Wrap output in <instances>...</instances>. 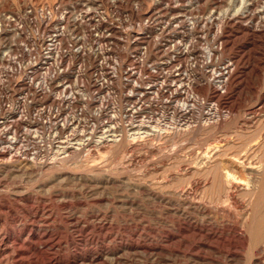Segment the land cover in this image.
Masks as SVG:
<instances>
[{
	"label": "bare ground",
	"instance_id": "bare-ground-1",
	"mask_svg": "<svg viewBox=\"0 0 264 264\" xmlns=\"http://www.w3.org/2000/svg\"><path fill=\"white\" fill-rule=\"evenodd\" d=\"M81 1L84 2L76 3L72 6H64L62 2H59L52 6L53 15L47 10V12L39 18H34V16V19H32L31 17L29 23H31L32 29L34 28V35H24V32H22V25L20 22L18 23L19 18L18 15H16L17 13H14L12 10H7L5 12L1 11L3 14L0 15V68L5 65L18 70L20 68H31L32 72L47 76V81L44 87L41 88V101H39L41 107H38L39 115L36 113L39 120H37L38 122L36 123L37 129L34 131L36 133L41 132L40 135H37L40 136L41 139L38 141L32 139L33 135L31 133L33 129L28 127L30 123L28 120H25L26 116L28 117V112L25 110L23 101L25 102L26 100L23 99L18 101L17 104L14 105L15 111L13 115L8 119L3 118L4 120H0L1 164L10 168H17L22 165L25 169L36 166L47 172V170H54V168L64 164L65 162H62L64 160L76 158L78 155L79 158H81V153H89L93 152V150L99 151L100 148L112 143H117L118 140L125 139L126 142V139H135L138 136L142 137L143 133H149V129L146 130L147 128L145 129L146 131L133 130L137 126L143 129V124L138 125L133 120L134 117H136V112L140 113L138 111L139 108H136L134 105H131L132 107L126 112L127 116L125 115L131 120L128 124L129 128L123 123V126L126 127H121L122 125L120 123V127L123 129H121L120 131L122 132L119 133L120 131L116 128L119 127V125H117L119 119H117L118 116L114 111V102L112 101V107L107 104L109 101L106 102V96L115 91L113 88L116 87L115 83L119 75L115 74V70L109 72L107 69L109 58H112L113 55L109 54V48H106L107 46L104 47L108 45L110 41L109 43H104L107 42V38L111 36L115 37L121 35L119 37L121 38L126 36V33L130 37H136H134V42L136 43V48L134 47V49H136L135 55L130 56L128 59H131V62L134 64L132 65V63H130L131 66H135L134 68L137 70L135 69L136 71L130 72L125 69L126 72L122 75L125 80L124 84L126 86H131L133 92L135 90L139 92L140 90L148 89L138 100H143L145 97L144 95L148 97L150 94L154 96L157 93H163L166 94V97L169 95L168 109L170 111L167 112V115H169L171 121L175 120L177 117L184 116L186 118L190 114H195V109L197 108L195 105L202 104L201 106H203V109L202 107H198V109H202V112H200L201 118L205 123L212 122V119L215 117L217 119L213 122L217 124L224 122L223 117L225 114L223 116L221 109L223 107L230 108L231 104L234 103V101L230 100L231 96L229 95V89L233 82L240 78L237 69L244 57L226 62L223 65H217L210 60H212L213 57L217 58L215 55L218 51L221 52L220 49L223 45L235 43L237 42V38L248 36L254 38L255 41L256 38H264V0H231V3H228V5L227 2H230V0H212L209 9L201 5V0H190L186 3L185 1H181L176 4L164 3V0H152L138 18L134 17L132 13L133 11L140 12L139 3L135 6L132 5V9L125 12L122 9V2H119L120 4L117 5L116 0L112 1V10L115 11V14L109 15L107 9L110 7V2H108L107 7L106 1L104 0ZM224 1L227 7L224 6ZM223 6L225 8H223ZM2 10L4 11V9ZM54 13L57 15H54ZM125 13L127 15H124ZM125 25L132 27V29L123 31ZM226 32L230 34L225 35ZM157 35H168L165 44H162L163 47L165 45V48H161V50L158 51L164 52L167 58L157 63V70L154 72L150 70V72H148L149 74L147 73L148 75L145 76L143 54L147 53V49L151 51L152 44L159 47V43L156 42L157 39H159V37L156 38ZM13 36H15V38L21 36L20 38L24 40L27 46L21 47L22 45H19L20 43L17 44ZM209 36L212 37V41L214 42L210 44L211 46L208 44L210 47H207V54H204L206 62L210 61L207 66L209 69L204 71L207 73L206 75L199 77L196 75L197 73L193 74L189 67L192 66V68H195L200 65L201 68L205 59L201 60L198 55H194L192 53L193 48L191 47L194 45V42H197L195 37L204 38ZM125 38H127V36ZM155 38L156 41H153ZM121 40H123V38ZM127 42H129V40H127ZM141 43H145L146 46H141ZM105 48L108 51H106ZM224 48L226 47L224 46ZM101 49H105V51H101ZM18 50H20V53H17L19 55L13 56ZM144 50L145 52H143ZM193 52L196 54L195 49ZM94 54H97V56L94 57ZM147 56L149 58V55ZM200 56H202V54ZM88 61H90V65L87 63ZM204 66L206 65L204 64ZM111 69H113V67ZM246 73L245 71V74ZM245 74H243V76ZM149 79H151V84L149 83L150 85L144 87L143 85L146 84ZM74 85L76 86V92L78 89L80 93L83 90L87 93L92 92L93 96L91 99H89L90 97L88 96L89 100L88 102L86 101L88 106L92 105L94 108V111H91V113L94 112V115H90L91 119L89 121H84L83 118H80L79 115L73 112L74 106L78 107L82 102H85L82 101L80 104H77L71 101L72 97H70L69 94L72 87H75ZM196 87L207 88L206 90H208V92L206 97L207 100L210 101V104L208 103L206 106V103L204 104L203 102L204 99L202 100L197 97L193 91V89L196 90ZM138 92L137 94H139ZM130 93L132 94V92ZM159 94L157 96H159ZM232 96L235 95L232 94ZM84 98L79 99L84 100ZM182 100L183 103L180 102ZM176 102L177 104H175ZM257 102L258 103L254 104L253 107L250 106L251 108H249L248 115L243 119V122L240 123L241 130H244L245 133L247 130L256 127L258 120H260L261 113L264 111V97ZM3 104L0 105L2 106ZM30 107L32 108L33 106ZM30 113L32 112L30 111ZM85 119L87 120V118ZM222 125L223 124H221V126ZM193 126L195 125H191L190 122L187 124L186 128H192ZM223 126L226 127L225 124ZM194 128L195 127H193V129ZM201 129H203V126H201ZM241 134L243 135V132ZM215 138L218 137L215 136L214 139ZM230 138L226 139L224 135L217 141L218 144H216L217 142H213L216 144V150H222L221 147H227V140H230ZM41 141L45 142L40 143ZM230 143H232V141ZM253 143L255 144V142ZM248 144L250 143H247V146ZM254 147L245 148L236 153H229L223 156L224 158L218 155V157L221 158L220 162H215L216 160L214 162H204V160L203 162L200 161L195 164L194 161L195 166L192 165L191 168H197L199 166L198 168L203 170V172H207L205 176L206 179L202 184L201 180L195 177L190 183L187 182L188 185L186 184L185 187L182 185L184 188H179L180 190L177 194L182 197L184 209L179 212V216L177 215L179 218L178 222H175L177 227L175 230H169L163 226L158 233H155L157 229L141 226L140 229H142V231L137 233V226L134 224L133 226L124 227V230L129 231L130 234V236L124 237L119 231H114L116 227H114L113 221L108 219L105 213L96 211L91 221L84 220L79 216H74L68 219L67 229L78 232L79 237L86 243H83L85 245L84 248H78L81 249V251L70 253V255L64 257L60 255L61 253L59 252L64 249L67 250V243L63 242L62 234L58 232L59 229L47 223L48 219L51 217V213L46 214L42 211L43 214L39 215L40 218H37L38 216H33V223L30 224L29 227L22 224L19 228L16 226L17 231L10 236L2 235L0 232V263L131 264V261H136L141 257L144 259V262H147L146 264L149 262L150 264H174L172 262L173 257L179 258L185 255L186 247L190 246L189 248L191 251H197V254L201 253V249H206L207 253L217 252L226 259L233 258L235 261H239L240 264L242 261H246V259L250 264H264V213L261 211V204L263 203L264 205V160H259L257 158L253 159L251 157L252 154H256L260 145L256 144ZM208 148H210V146ZM211 149L212 147L210 150ZM42 150L50 154V160L45 159L42 161L40 160V162L38 161V158H40L38 155L42 154ZM204 151H206V149ZM223 153L222 151V155ZM262 154L264 153H261V155ZM208 155H210V153ZM208 155L204 156L206 157ZM24 159L28 161L23 162ZM89 163L90 162H88V169L93 162ZM83 164L87 163L84 162ZM95 164L93 165L94 167L97 166H95ZM100 164L99 162L98 166ZM145 164L148 163L145 162ZM18 169L20 168L18 167ZM39 170L40 169L37 171ZM184 170L189 172V174L191 172V169L188 170V168ZM41 171H39V175ZM193 173L194 172L191 174L193 175ZM171 176L173 179L174 175L170 174V177ZM25 181L27 180L25 179ZM208 184L210 185L209 188L211 187L213 191L210 200L206 197L208 200L205 201L204 198L201 199V197L198 198L194 195V192L196 193L199 188H205ZM239 194H242V196L237 200L240 196ZM25 200H28V198H25ZM126 200L119 199L120 205H125V203H127ZM230 201L233 202L232 205ZM237 204L238 212L232 210L234 206L237 207ZM192 210L197 215H193L194 213ZM35 212L36 211H34V213ZM34 213L32 215H34ZM52 216H55V214L53 213ZM26 230L29 232L25 236L24 233ZM73 239L74 241L71 242L72 244L76 241L74 237ZM71 243L69 245H71ZM31 258H35L33 262H30Z\"/></svg>",
	"mask_w": 264,
	"mask_h": 264
},
{
	"label": "rangeland",
	"instance_id": "rangeland-1",
	"mask_svg": "<svg viewBox=\"0 0 264 264\" xmlns=\"http://www.w3.org/2000/svg\"><path fill=\"white\" fill-rule=\"evenodd\" d=\"M104 1H106L105 3H106V6L108 7V2H110V4H111L112 1H115V0H110V1L104 0ZM151 1L152 0H116L117 5L120 4L121 2L123 3L122 9L125 12L130 11L132 9V5L135 6L139 3L138 5L140 6V12L133 11V13H132L133 16L136 18L140 17L141 13H143L144 9L147 7L148 4L151 3ZM181 1H185V3H186V2H189L190 0H170V1L164 0V3L168 2L171 4H176V3L181 2ZM226 1H228V0H226ZM59 2H62L63 3L62 5H64V6H72L73 4L81 3L84 1H81V0H66V1L65 0H0V15L3 14L2 12H5L7 10H12L14 13H17L16 15H18V18H19L18 23L20 22V24L22 25V30H23L22 32H24V35H34L35 34L34 28L32 29L31 23H29L31 21V17H32V19H34L36 17L39 18L41 15L46 13L47 10H49L50 14L53 15L52 6L56 3H59ZM201 3H202L201 5H204V7H207V9H209V5L212 3V0H201ZM225 3L226 2L224 1V3H223L224 6H226ZM228 3H231V0H230V2L229 1L227 2V5H228ZM110 4H109V6L111 8L109 7V9H107V11H108L107 13L109 15H114L115 11L112 10L113 7H112V4L111 5ZM224 6H223V8H225ZM2 9H4V11ZM55 14L56 13H54V15ZM134 14H136V15H134ZM124 15H127V14L125 13ZM22 22H23V24H22ZM123 29H124L123 31H129L130 29H132V27L125 25L123 27ZM135 29H137V28H135ZM24 30H27V31H24ZM229 34H230L229 32L225 33V35H229ZM125 35L127 36V38H125L126 36L119 38L121 35H118L115 37L111 36V37L107 38V40H106L107 42L104 43V44H106V43H109V41H110V43H109L110 46L108 44V45H105L104 47L107 46L106 48H109L108 49L109 54L113 55L112 58H109V61L107 64L108 65L107 69L109 70V72L111 70H115L116 73L118 72V75H119V77L117 78L118 80L115 83L116 87L113 88L115 91H114V93H112L113 95L109 94L108 95L109 97L106 96V102L109 101L107 104L111 107H112L113 102L115 104V105L113 104L114 109H115L114 110L115 114L118 116L117 119H119V120L121 119L120 121L118 120L117 125H119V127H116L119 131L121 129H123L121 127H126V126L128 127V124L131 120L126 117L127 116L126 112L130 107H132L131 105H134V106H136V108H139L138 111L140 113L136 112V114H135L136 117H134L133 120L138 125L143 124L144 130L140 129L138 126L133 130L146 131L149 129V131H148L149 133H143L142 137L138 136L135 139H131V138L126 139V142H125V139L118 140L117 143H114V144L112 143L113 145L109 144L103 148H100L99 151L93 150V152L81 153V154H83V155L80 154L81 158H79V155H78V156H76V158L64 160L62 162H65V163L68 162L69 164L68 163L67 164H65V163L61 164L57 168H54V170L53 169H51L49 171L47 170V172H46V170H42L41 168L36 167V166H33L32 168H26L25 169V167H22V165H20V166H18L20 169H18V167L17 168L16 167L10 168V167H7V166L0 163V186H1L0 187V207H1L0 208L1 209L0 210V232L2 235H6V236L13 235V233L15 231H17V227L19 228L22 225H26V227L27 226L29 227L30 224L33 223L32 222L33 216H38L37 218H40L39 215L43 214V212L46 214L51 213V215H50L51 217H50V219H48L47 223L50 224L51 226H55L56 228H58L59 231H58V229H57V231L62 234L63 242L67 243V250L64 249L59 253H61L60 255L67 257L68 255H70V253L81 251V249H78V248H84V246H85L84 244L86 243L83 239H81V237H79L78 232L72 231L71 229H67L68 219H70L71 217H74V216H79L84 220L91 221L93 219V214L96 211H99L100 213H105V215L108 217V219L113 221L114 227H116L114 231H119L120 233H122L124 235V237H128V235L130 236L129 231L124 230V227L133 226L134 224H135V226H137V230H136L137 233H140L142 231V229H140L141 226L142 227H148V228H150V227L155 228V229H157L155 233H158L160 231V229L163 228V226H165L166 229L175 230L177 228L176 223L178 222V218H179V217H177V215L179 216V212H181V210L184 209L183 203H182L183 202L182 197L180 195H178L177 192L180 189L184 188L186 186L187 182L190 183L192 180H194L195 177L200 179L202 184L204 183L203 181L206 179L205 176H206L207 172H203V170L198 168L199 166L197 168L196 167L191 168L192 165L195 166L196 162H200V161L203 162L204 160H205L204 162H214L215 160H216L215 162H220L221 158H224L223 156H226L229 153L239 152L245 148L254 147V146H256V144L257 145L259 144L260 148L257 149L256 154H252L251 157L253 159L257 158L259 160H261V159L264 160V154L261 155V153H264V148H263L264 147V111L261 113L260 120H258V123H257L256 127H254V129L253 128L249 129L245 133L244 130L243 131L241 130L242 128L240 125V123L243 122V119L248 115L249 108L253 107L254 104L258 103L257 102L258 100H260L261 98L264 97V44H263L264 38H262V37L256 38V41L254 38L248 37V36H246V37L243 36L242 38H237V42L230 43L231 47H230V44L229 45L226 44L227 46L223 45L222 48L220 49L221 52L218 51L215 55V57L217 56V58L213 57L212 60H210L211 62L216 63L217 65H223L226 62L234 61L237 58L239 59L240 57H244V59H245V60L243 59L242 63L240 65H238L237 73H238V75H240V78L237 79L238 82L237 81L233 82V84L230 86V89H229V92H230L229 95L231 96L230 100L234 101V103L231 104L233 109L231 108V106H230L231 110L228 107H226V108L223 107L222 108L223 110L221 109L223 116H224V114H225L224 117L227 116L226 118L223 117L224 122L223 123L221 122V124L226 125V127H225L223 125L221 126V124H217V123L213 122L215 119H217L216 117L212 119L213 120L212 122L205 123V121L201 118V113H200V112H202L201 110L203 109V106H201L202 104L195 105V107H197L195 109V114L188 115V117H186L187 119L184 116H182V117H177L175 120H172V121H174V122H172L169 115H167V112L170 111L168 109L169 95H167L168 97H166L165 96L166 94L157 93L154 96L156 97L159 94V96H161V97L157 96L155 98L153 96V94H150V95H148V97L146 95H144L145 99L144 98H143V100L141 99L142 101L138 100L143 96V94L148 89L140 90L139 92H138V90H135L133 92V89L131 86H126L124 84L125 80H124V76H122V75L126 72L125 69L131 66L130 63H132L131 59H128V58L130 56H134L135 51H136V49H134V47L136 46V43L134 42L135 36L130 37L127 35V33ZM167 36L168 35H166V36L157 35L156 38L159 37V39H157V41H156V38H155L153 41L158 42L159 47L154 46L155 44H152L154 47L151 45L152 46L151 51L150 50L148 51V49H147V51H146L147 53L143 54L144 55L143 60L145 63V71H144V75L146 74L145 76H147L149 74L148 72H150V70L152 72L157 70V66H158L157 63H159L161 60H163V59L165 60L167 58V56H165L164 52H158L161 50V48L162 49L165 48V45L163 47L162 44H165L166 40L168 39ZM20 37L15 38V36H13V38H15L17 44L20 43L19 45H22L21 47H25L26 43ZM117 38H119V39H117ZM122 38H123V40H121ZM115 39H116V41H115ZM132 39H133V41H132ZM127 40H129V42H127ZM195 40L197 41L196 42L197 44L194 42V45L191 48H193L192 49L193 51L195 49L196 54L193 51H192V53L196 56L198 55L199 59L204 60L205 55L207 54V52H206V50L208 49L207 47H210L211 46L210 44L214 43L212 41L213 39L211 36H209V37H204V38L195 37ZM128 44H129V46H128ZM208 44L210 46H208ZM115 45H116V47H115ZM120 45H122V46H120ZM143 45L146 46L145 43L144 44L141 43V46H143ZM197 45L199 48L197 47ZM224 46L226 48H224ZM21 49H24V48H21ZM105 49H101V51L102 50L105 51ZM121 49H122V51H121ZM108 50L106 49V51H108ZM153 50H155V51H153ZM98 51H100V50H98ZM143 52H145V50ZM200 52H201L202 56H200L201 55ZM17 53H20V50H18L16 52V54H13V56L14 55L18 56L19 54H17ZM92 54H93V52H92ZM146 54L149 55L150 59L148 58V56ZM218 55H220V56H218ZM93 56L96 57L97 54H94ZM210 61L206 62V59H205V61H203V64L201 65V68H200V65H198L199 67L197 66L195 68H192V66H191L189 68L191 69V72L193 74L197 73L196 75L201 77V76H204L207 74L204 71L209 69V67H207V66H208ZM87 63L90 65V61H88ZM204 64L206 66H204ZM132 65H134V64L132 63ZM5 66L2 67V70H4V68H9L8 66H6V67ZM112 67H113V69H111ZM132 67H135V66H132ZM197 68H198V70H197ZM190 69H189V71H190ZM122 71H124V72H122ZM245 71L247 72L246 73L247 75L245 74ZM243 74H245V75L243 76ZM244 80H246V81H244ZM150 81H151V79H149V81H147L146 84H144L143 86L147 87L148 85H150L151 84ZM138 85H139V83H138ZM74 88L72 87V89L70 91V94H72V95L69 94V96L72 97L71 101H73V103L75 102L77 104H80L82 101H85V102L81 103L80 106L82 108L80 106H78V107L74 106L73 112L76 113L77 115H79L80 118H83L84 121H89L91 119L90 115H92V116L94 115L93 114L94 112L91 113L92 110L94 111V108L92 107V105L88 106V104H86V101L88 102V100L91 99V97L93 96L92 92L87 93L86 91L83 90L80 93V90L78 88H77L78 90L76 92V86ZM15 89L16 88H14L15 92H12L10 97L9 96L6 97L8 101L3 102L4 100L0 98V104H3V103L5 104V105L3 104L2 106L0 105L2 107V108L0 107V109H1L0 110V116L3 114L4 115H9V114L12 115L13 112L15 111L14 105H16L18 101H20L18 88L16 90ZM206 89L207 88H205V87L204 88L203 87H196V90L193 89V91L199 99H202V100L204 99L203 102H204V104L206 103L205 105L207 106L208 103L210 104V101L207 100L206 95H207L208 90H206ZM130 92H132V94ZM137 92L139 94H137ZM2 93H0L1 96H2ZM121 93H123V94H121ZM4 94H6V93H4ZM232 94L235 96H232ZM88 96L90 97L89 99H88ZM152 97H154V98H152ZM79 98H84V100H80ZM109 98H110V100H109ZM33 101L34 102L30 103L29 106L27 107L28 109H30L29 110L30 115L35 112L34 111L35 108L37 109V107H41V103L39 102V101H41L40 97L39 98L36 97ZM236 101H237V103H236ZM180 102L183 103V100ZM7 103L10 106H7L6 105ZM175 104H177V102ZM85 105H87V106H85ZM30 106H33V107L31 108ZM55 106H57V105H55ZM198 107H202V109L200 108V110H199ZM83 108H84V110H83ZM140 109H141V111H140ZM149 109H150V111H149ZM197 110H198V112H197ZM30 111L32 113H30ZM85 118H87V120ZM97 121H100V120H97ZM184 121L186 124L184 123ZM190 122H191V125H195V126H193V127H195L194 129H193V127L192 128H186L187 124H189ZM120 123L122 126L120 125ZM122 123L126 126H123ZM151 124H153V125H151ZM209 125H210V127H209ZM35 126L37 127L36 124H35ZM170 126H172V127H170ZM201 126H203V129H201ZM204 127H205V129H204ZM217 127H219V128H217ZM228 127H231V128H228ZM214 128H216V129H214ZM171 129H172V131H171ZM185 129H186V131H185ZM208 129H209V131H208ZM193 130H195V131H193ZM196 131H197V133H196ZM210 131H211V133H210ZM234 131H236V132H234ZM250 131H251V133H250ZM121 132L122 131H120L119 133H121ZM125 132H126V130H125ZM213 132H214V134H213ZM239 132H241V133L243 132V135ZM178 133H180V134H178ZM39 134H41V132H39ZM157 134H158V136H157ZM229 134H230L231 138H230ZM224 135H225L226 139L230 138V140H227V143H228L227 147H221L222 150H218V149L216 150L215 145L218 144L217 141L219 139H221V137H223ZM159 136H160V138H159ZM215 136L218 137V138H215L216 140L214 139ZM202 137H204V138H202ZM259 137H261V138H259ZM163 138H165V139H163ZM201 138H202V140H201ZM138 139H140V140H138ZM256 140H257V142H256ZM231 141H232V143H230ZM44 142L45 141H41L40 143H44ZM210 142H211V144H210ZM213 142H215V143L217 142V143L215 144ZM253 142H255V144ZM247 143H250V144H248V146H247ZM124 144H126V145H124ZM187 145H188V147H187ZM209 146H210V148L212 147L211 150H210V148H208ZM185 149H186V151H185ZM205 149H206V151H204ZM128 150H129V152H128ZM174 151H176V152H174ZM222 151L224 152L223 155H222ZM91 153L94 155H92ZM209 153H210V155H208ZM204 155H208V156H206L207 158ZM218 155L221 158H219ZM38 156L40 157V158H38L39 162H40V160L42 161L45 159L50 160V154L46 153L45 151H43L42 154H40ZM203 156H204V158H203ZM216 156H217V158H216ZM27 161H28L27 159L23 160V162H27ZM77 161H78V163H77ZM194 161H195V164H194ZM30 162H33V161H30ZM84 162L87 164H83ZM88 162H90V163L93 162L94 164L96 162L99 164V162H100L101 164L98 166V164L96 163L95 166L96 165L97 166L94 167L93 163L92 164L89 163L90 168L88 169V167H89ZM128 162H129V164H128ZM145 162L148 164H145ZM125 163H127V164H125ZM107 164L110 166H108ZM160 165H161V167H160ZM113 166H114V168H113ZM187 166H189V167H187ZM104 167H106V168H104ZM37 168L40 169L39 171L42 170L40 172V175H39V171H37L38 170ZM91 168H93V169H91ZM186 168H188V170L191 169L190 174H189V172H186V170H184ZM166 169H167V171H166ZM194 169H196V170H194ZM126 170L128 173L126 172ZM192 172H194L193 175L191 174ZM199 172H200V174H199ZM153 173H154V175H153ZM170 174L174 175L173 179H172V176L170 177ZM161 175H162V178H161ZM25 179L27 181H25ZM33 181H34V183H33ZM88 183H89V185H88ZM29 184H30V186H29ZM83 184H84V186H83ZM209 184L206 185L207 188L206 187L205 188L202 187L203 189L199 188L196 191V193L194 192V195H196L198 198L201 197V199L204 198L205 201H207L208 199L210 200V198L212 197L213 191H212L211 187L209 188V186L211 185V184L210 185ZM200 189H202L203 191L205 190V191L203 192ZM209 190H210V192H209ZM29 195H30V197H29ZM239 195L240 196L237 198V200H239V198H241V196H242V194H239ZM33 197H34V199H33ZM25 198H28V200H25ZM119 199H124V200L127 199L126 200L127 203H125V205L121 206L119 203ZM230 202H231L230 204L232 205L233 202L232 201H230ZM42 203H44V204H42ZM164 205H166V206H164ZM262 205H263V203L261 204V211H262V213H264V205L263 206ZM29 206L31 207V209ZM82 207H84V208H82ZM237 209H238V204H237V207L234 206L232 210L238 212ZM34 211H36V212L34 213ZM192 212H193V210H192ZM33 213H34V215H32ZM53 213L55 214V216H52ZM193 213H194L193 215H197L195 212H193ZM89 215H90V217H89ZM156 216H157V218H156ZM28 219H30V220H28ZM34 224H35V222H34ZM115 224H116V226H115ZM3 229H4L5 233H4ZM28 232L29 231L26 230L24 235L26 236L28 234ZM73 237L75 238L76 241H75V243L72 244L71 242L74 241ZM70 243H71V245H69ZM188 243H189V240H188ZM186 246H188V245H186ZM189 247L190 246L186 247L185 255L180 256L179 258L173 257L172 262L174 264H229V263L240 264L239 261H237V260L235 261L233 258L232 259L231 258L226 259L222 255H219L220 253L218 254L217 252H208L207 253L206 249L205 250L201 249V253L197 254V251H191V249ZM188 249H189V251H188ZM140 258L141 257L138 258L139 261L137 259L136 261H131L130 263L131 264H146L147 263V262H144V259H142V258L140 259ZM34 259L35 258H31L30 262H33ZM213 262H215V263H213ZM0 264H3V263H0ZM32 264H34V263H32ZM123 264H126V263H123ZM148 264H150V262ZM241 264H250V263H248L247 259H246V261H242Z\"/></svg>",
	"mask_w": 264,
	"mask_h": 264
},
{
	"label": "built area",
	"instance_id": "built-area-1",
	"mask_svg": "<svg viewBox=\"0 0 264 264\" xmlns=\"http://www.w3.org/2000/svg\"><path fill=\"white\" fill-rule=\"evenodd\" d=\"M9 68H4L2 70V67L0 68V93H2V96L0 95V98H2L5 102L7 101V96H10L12 92L14 91V88L19 89V99L26 101H23V104L25 106V110L28 112V117L26 116L25 120H28L30 123V128L33 129V132L36 131L37 127L35 124L38 122V116L39 110L35 108V112L33 114H29V109L27 108L30 103L33 102V100L36 97L41 96V88L44 87V84L47 81V76L44 75H38L37 73L32 72L31 68H20L19 70L13 67L8 66ZM132 68V69H130ZM127 71L134 72L136 71L134 67L130 66L126 68ZM9 73V75H8ZM116 75L118 74L115 73ZM96 76V75H95ZM18 82V83H17ZM6 93V94H4ZM6 98V99H5ZM7 106H10L7 104ZM13 115V114H12ZM9 115H1L0 120H4L3 118L8 119L12 116ZM31 133L32 139L35 141L40 140V135L38 132Z\"/></svg>",
	"mask_w": 264,
	"mask_h": 264
}]
</instances>
